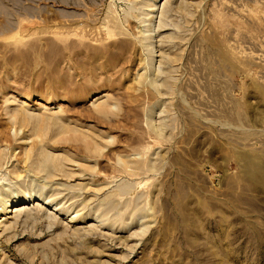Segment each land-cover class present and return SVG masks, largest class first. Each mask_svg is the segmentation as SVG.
<instances>
[{
    "label": "rangeland",
    "instance_id": "374dc122",
    "mask_svg": "<svg viewBox=\"0 0 264 264\" xmlns=\"http://www.w3.org/2000/svg\"><path fill=\"white\" fill-rule=\"evenodd\" d=\"M0 151V264H264V0H0Z\"/></svg>",
    "mask_w": 264,
    "mask_h": 264
},
{
    "label": "bare ground",
    "instance_id": "6f19581e",
    "mask_svg": "<svg viewBox=\"0 0 264 264\" xmlns=\"http://www.w3.org/2000/svg\"><path fill=\"white\" fill-rule=\"evenodd\" d=\"M150 6H151V4H150ZM155 7V6H154ZM166 10V9H165ZM164 10V11H165ZM160 14V13H159ZM160 15H162V12H161V14ZM163 16V15H162ZM162 16H160V17H162ZM163 18V17H162ZM161 19V18H160ZM159 19V20H160ZM161 21H163L164 22V18H163V20H161ZM160 21V22H161ZM159 26V25H158ZM162 71V70H161ZM160 72V71H159ZM98 98V97H97ZM97 98H95V100L97 99ZM34 116H35V114H34ZM62 125V124H61ZM58 128V127H57ZM59 129V128H58ZM61 134V133H60ZM84 140V139H83ZM86 140V139H85ZM86 142V141H85ZM95 146V145H94ZM94 148V147H93ZM93 148H92V150H93ZM96 148V147H95ZM98 148V147H97ZM34 150H35V152H34ZM34 150H32V152H34V154L36 153L37 154V152H36V149H34ZM98 150V149H97ZM96 150V151H97ZM1 151H5V150H3V149H1ZM1 151H0V162L3 160V159H5L4 157H2V155H4L5 156V153L3 154V152L1 153ZM30 151V150H29ZM37 151H39V150H37ZM40 151H43V150H40ZM95 151V150H94ZM33 154V153H32ZM36 154H35V156H36ZM38 155H40V158L38 159V160H40L39 161V168L40 167H44V166H51V167H53V170H54V168H57L58 169V166L60 165L59 163H57L55 160H54V157L52 158V155H51V153L49 154V153H46V152H41V153H39V154H37V156ZM35 156H33V157H35ZM53 156H56V155H54L53 154ZM67 156V155H66ZM30 157H31V155H30ZM56 157H58V156H56ZM61 157V156H60ZM59 158V157H58ZM2 159V160H1ZM31 159V158H30ZM56 159V158H55ZM34 160H36V157L35 158H33V161ZM4 161V160H3ZM36 162V161H35ZM60 162V161H59ZM134 163V162H133ZM62 164L63 163H61V165L59 166V168H61V166H62ZM0 165H1V163H0ZM36 165H38V163L36 162ZM2 166V165H1ZM0 166V167H1ZM64 166V165H63ZM62 166V167H63ZM15 167V166H14ZM35 167V166H34ZM65 167V166H64ZM16 168V167H15ZM34 169H36V171H38L37 170V168H34ZM42 168H40V170H41ZM44 169V168H43ZM42 169V170H43ZM48 169V168H47ZM63 169V168H62ZM127 169H129V168H127ZM39 172H41V171H39ZM48 171H46V173H47ZM55 172H57V171H55ZM58 172H60V171H58ZM50 173V172H49ZM15 174H17V173H15ZM52 174V173H51ZM55 174H57V173H55ZM18 175V174H17ZM47 175H50V174H48L47 173ZM20 177H21V175H20ZM49 177V176H48ZM51 177V176H50ZM56 177H53V179H55ZM52 179V178H51ZM50 182V181H49ZM53 183H54V180L52 181ZM51 182V183H52ZM47 183V182H46ZM42 184H44V183H42ZM57 185V184H56ZM48 186H49V183H48ZM54 189V188H53ZM52 189V190H53ZM59 189V188H58ZM45 191H43V193H44ZM56 192H58V191H56ZM41 194V193H40ZM40 194H39V198L36 200V201H40L41 200V198H40ZM1 195V194H0ZM2 196V195H1ZM38 196V195H37ZM43 196V195H42ZM1 198H3V197H1ZM0 198V199H1ZM4 199V198H3ZM50 200V199H49ZM3 201V200H2ZM1 201V202H2ZM29 201H32V200H30V199H28V203L25 201V202H23V203H21V204H19V205H15V206H13V209L10 211L11 213H12V215H13V213L15 214V213H18V212H21V211H23L25 208H26V206H28L29 205ZM53 201V200H52ZM4 202V201H3ZM4 203H6V202H4ZM14 203V202H13ZM43 204H45V203H43ZM10 205V204H9ZM1 206H3V205H1ZM8 206V205H7ZM38 206V205H37ZM42 206V205H41ZM4 207V206H3ZM2 207V209L1 210H3L4 208ZM53 207V206H52ZM32 209V208H31ZM58 208H57V204H56V207H55V209L54 210H57ZM62 209V208H61ZM5 210V209H4ZM8 210H9V208H8ZM62 211V210H61ZM58 213V212H57ZM6 214V213H5ZM1 215V214H0ZM17 215V214H16ZM16 215L14 216L15 218H16ZM19 215V214H18ZM73 216V215H72ZM10 217V216H9ZM8 217V218H9ZM76 216H74L72 219H74ZM71 219V220H72ZM77 220V219H76Z\"/></svg>",
    "mask_w": 264,
    "mask_h": 264
}]
</instances>
